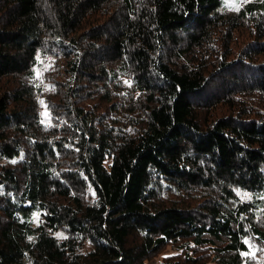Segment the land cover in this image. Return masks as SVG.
<instances>
[{
	"label": "trees",
	"instance_id": "16d2710c",
	"mask_svg": "<svg viewBox=\"0 0 264 264\" xmlns=\"http://www.w3.org/2000/svg\"><path fill=\"white\" fill-rule=\"evenodd\" d=\"M0 264H264V0H0Z\"/></svg>",
	"mask_w": 264,
	"mask_h": 264
},
{
	"label": "snow or ice",
	"instance_id": "6c2138e0",
	"mask_svg": "<svg viewBox=\"0 0 264 264\" xmlns=\"http://www.w3.org/2000/svg\"><path fill=\"white\" fill-rule=\"evenodd\" d=\"M59 235V234H58Z\"/></svg>",
	"mask_w": 264,
	"mask_h": 264
}]
</instances>
